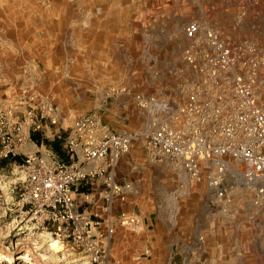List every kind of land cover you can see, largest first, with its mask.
<instances>
[{"label": "rangeland", "instance_id": "1", "mask_svg": "<svg viewBox=\"0 0 264 264\" xmlns=\"http://www.w3.org/2000/svg\"><path fill=\"white\" fill-rule=\"evenodd\" d=\"M94 1L102 12V28L113 22L118 52L109 50L107 36L102 37L97 51H86L80 20L84 0H0V104L20 101L22 89L32 86L61 114L60 122L49 126L45 134L27 132L24 154L67 158L66 139L77 120L106 101L119 109L125 126L144 132L154 122L174 130L186 129L188 119L181 109L193 93L228 96L229 77L246 74L248 69L237 61L219 70V85H215L207 72L202 42L196 46L199 65L189 64L185 53L190 41L184 29L192 21L211 23L237 52L242 51V45L258 44V73L264 78L263 7H250L242 0ZM112 89L127 92L115 95ZM258 99L264 107L261 86ZM19 111L22 117L26 106ZM74 159L81 161V151ZM21 164L20 159H0V264H91L73 241L62 243L49 232L20 222L15 203L17 188L26 177L18 168ZM175 172L169 169L165 199L166 204L179 208L168 219L191 225L200 241L210 242V249L216 251L208 262L197 252L194 264H264V205L255 204L254 194L246 189L233 193L232 203L224 211L218 200L210 205L212 198L204 180L194 183L185 196L175 194L181 183ZM54 240L64 251L51 250ZM202 246L197 243L195 248L203 251ZM5 256L12 261H6Z\"/></svg>", "mask_w": 264, "mask_h": 264}, {"label": "built area", "instance_id": "2", "mask_svg": "<svg viewBox=\"0 0 264 264\" xmlns=\"http://www.w3.org/2000/svg\"><path fill=\"white\" fill-rule=\"evenodd\" d=\"M250 7H263L264 0H242ZM190 41L185 58L195 68L197 44L206 47L207 72L215 85L219 70L242 63L246 74L229 77V95L193 93L181 114L188 119L184 130H174L159 122L142 132H112L95 111L80 117L66 139L67 158H46L40 153H22L28 131L46 133L60 122L61 114L48 97L22 89L20 101L0 104V159H20L25 180L16 191V211L20 222L49 232L58 241H73L88 255L91 264H110V245L114 229L100 230L101 221L77 208L75 194L89 184L97 172L86 165L109 159V167L128 154L134 144H142L152 158L168 162L180 177L176 193L190 192L196 182L205 181L211 201L229 206L233 193L249 190L258 207L264 205V107L258 89L264 78L258 73L260 46L253 43L233 49L211 23L192 21L185 27ZM203 72V71H201ZM213 84V85H214ZM112 93H126L112 89ZM212 97V98H211ZM26 106L22 117L19 109ZM81 151V161L74 156ZM65 154V155H66ZM112 184V177L108 179ZM121 199L122 189L114 186ZM220 205L219 203H212ZM226 211V207L224 208ZM121 226L137 223L135 218H121Z\"/></svg>", "mask_w": 264, "mask_h": 264}, {"label": "crops", "instance_id": "3", "mask_svg": "<svg viewBox=\"0 0 264 264\" xmlns=\"http://www.w3.org/2000/svg\"><path fill=\"white\" fill-rule=\"evenodd\" d=\"M100 11L94 0H84L80 20L81 36L85 37L86 51H97L102 37L107 36L109 50L118 52V47H114L113 35L117 32L113 31V22L111 27L102 28ZM110 15L112 20L113 15ZM104 50L108 49L104 47ZM105 103L94 105L88 111L97 110L108 130L112 132L141 130L125 126V120L119 116V109L111 107L112 103L109 105ZM39 150L40 148L37 149ZM145 152L142 144H134L130 152L113 168L109 167V159L89 163L86 169L97 172V175L75 194L79 210L101 221L102 233L107 228L114 229L110 245V264H194L198 262V256L204 255L207 262L212 261L216 251L210 249V242L205 244L204 241H200V234L191 225L179 224L168 219V215L178 212L179 208L174 203L166 204L165 199L167 195L165 191H169V169L174 172L175 170L165 160L152 158ZM110 177L112 184L108 181ZM180 180L181 177L179 182ZM123 185H129V189H122L125 198L121 199L113 187ZM124 217L135 218L137 223L121 226L119 222ZM197 243L204 244L201 248L203 251L195 248Z\"/></svg>", "mask_w": 264, "mask_h": 264}, {"label": "bare ground", "instance_id": "4", "mask_svg": "<svg viewBox=\"0 0 264 264\" xmlns=\"http://www.w3.org/2000/svg\"><path fill=\"white\" fill-rule=\"evenodd\" d=\"M50 248L55 253H60V252L64 251V248L61 245V243L58 241H55V240L50 244ZM0 257H3V254H0ZM29 257H30V254L27 256V258H29ZM5 259L8 262L12 261V257H10V256H5Z\"/></svg>", "mask_w": 264, "mask_h": 264}]
</instances>
